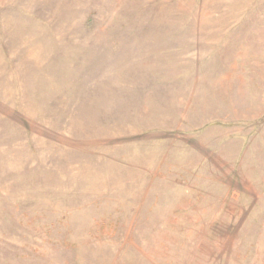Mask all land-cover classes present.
Here are the masks:
<instances>
[{
  "label": "rangeland",
  "instance_id": "rangeland-1",
  "mask_svg": "<svg viewBox=\"0 0 264 264\" xmlns=\"http://www.w3.org/2000/svg\"><path fill=\"white\" fill-rule=\"evenodd\" d=\"M0 264H264V0H0Z\"/></svg>",
  "mask_w": 264,
  "mask_h": 264
}]
</instances>
